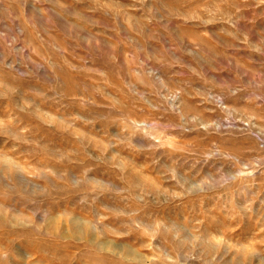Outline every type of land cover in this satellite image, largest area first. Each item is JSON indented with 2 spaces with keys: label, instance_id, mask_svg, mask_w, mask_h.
<instances>
[{
  "label": "rangeland",
  "instance_id": "374dc122",
  "mask_svg": "<svg viewBox=\"0 0 264 264\" xmlns=\"http://www.w3.org/2000/svg\"><path fill=\"white\" fill-rule=\"evenodd\" d=\"M0 264H264V0H0Z\"/></svg>",
  "mask_w": 264,
  "mask_h": 264
}]
</instances>
